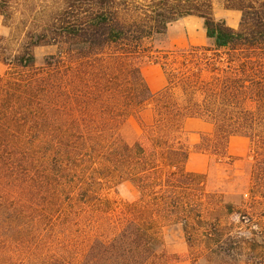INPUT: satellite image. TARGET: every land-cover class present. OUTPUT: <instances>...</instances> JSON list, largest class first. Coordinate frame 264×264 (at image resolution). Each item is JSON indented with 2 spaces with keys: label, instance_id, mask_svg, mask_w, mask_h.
Returning a JSON list of instances; mask_svg holds the SVG:
<instances>
[{
  "label": "trees",
  "instance_id": "obj_1",
  "mask_svg": "<svg viewBox=\"0 0 264 264\" xmlns=\"http://www.w3.org/2000/svg\"><path fill=\"white\" fill-rule=\"evenodd\" d=\"M55 1L1 58L0 264H159V227L168 222L182 226L194 262L249 264L248 238L225 229L232 203L185 169L182 123H210L193 150L219 160L230 136L249 139L239 220L252 229L264 205V0H221L240 12L236 27L214 16L215 0ZM14 2L0 0L4 20ZM189 15L202 20L208 44L146 46ZM39 44L56 47L41 67ZM141 53L165 74L158 91L135 62ZM147 107L152 122L128 143L122 124ZM126 186L136 194L118 205L101 193Z\"/></svg>",
  "mask_w": 264,
  "mask_h": 264
},
{
  "label": "rangeland",
  "instance_id": "obj_2",
  "mask_svg": "<svg viewBox=\"0 0 264 264\" xmlns=\"http://www.w3.org/2000/svg\"><path fill=\"white\" fill-rule=\"evenodd\" d=\"M214 16L224 19L228 25L236 27L239 22L240 12L236 9L224 8L221 0H215ZM58 5L55 0H15L13 6V15L9 20H4L0 15V73L6 69V65L1 59L4 53L16 52L28 28L38 26L46 18L47 14ZM186 17V16H185ZM181 19V18H180ZM185 29L173 35L167 36L165 33L156 36V38L146 42V46L151 44L152 48L163 50L168 49H185L189 44L187 37V27H190L194 33L195 39L200 31L203 30L205 43L208 41L204 34L202 20L199 17L191 16L180 20ZM193 36V35H192ZM56 47L53 45L39 44L33 47L35 55V65L41 67L47 55L54 53ZM148 54L141 53L137 56L135 62L141 66L152 65L153 62L147 57ZM153 117L152 110L147 107ZM146 111L142 113H130L127 115L121 126L120 134L128 143L140 140L142 136L143 124L147 122ZM153 119V118H152ZM229 145V144H228ZM192 152L193 145L189 146ZM204 160L194 159L193 157L185 164V169L189 172H197L205 175L206 188L209 192H217L222 195L224 203H232L231 208L223 211V221L226 223L225 229L230 231L232 235H238L241 238H248L247 245L250 248L243 247L241 250L243 257H247L249 264H264V205H260L256 210L252 229L242 225L239 220V213L243 211L241 205L247 196L249 185L250 170L252 164L251 144L248 138L236 135L231 138L230 145L227 149V158L219 160L215 156L206 153ZM115 205H118L123 199H128L131 195L136 194L135 189L131 186L122 187L118 192L110 187H105L101 192ZM255 231V236L254 232ZM161 237V248L166 254L164 260H159V264H208L207 261L194 262V258L188 253V245L179 223H163L159 227ZM254 238V239H253ZM245 248V249H244ZM169 255V256H168ZM226 264H235L229 261Z\"/></svg>",
  "mask_w": 264,
  "mask_h": 264
},
{
  "label": "crops",
  "instance_id": "obj_3",
  "mask_svg": "<svg viewBox=\"0 0 264 264\" xmlns=\"http://www.w3.org/2000/svg\"><path fill=\"white\" fill-rule=\"evenodd\" d=\"M216 3H217V1L214 2V6ZM227 11H230V9H227ZM186 17H191V15L186 16ZM186 17H182L181 19L186 18ZM181 19H178L177 21L171 23L167 27V29L165 31V34L167 36L172 37L173 35L178 34L181 31V29H183V28L185 29V27H183V25H182L183 23H181V21H180ZM232 26H234V25H232ZM187 37H188L189 44L203 45L205 43V39H204L202 29H200V31L197 35V38L195 39V36H194L192 29L190 27H187ZM141 72H142L143 78L146 82V85L151 92H155V91L160 90L166 84L165 74H164L163 70L161 69V67L157 64L153 63L152 65L141 66ZM144 110L146 111L145 118L147 117V120H148L147 122H150L153 117H152L151 113H149L148 109L145 108ZM141 113H142V111H141ZM182 126H183V130L185 131V138H186V141H187L189 146L196 144L199 141V137L202 133L209 132L211 130L210 123L206 122L205 120H203L201 118H197V117L185 118L183 120ZM234 136H236V135H234ZM234 136H230V138L228 140L229 145H230L231 138H234ZM229 145H227V149H228ZM192 157L194 159L198 158V159L204 160V158L207 157V154L202 153V152L190 151L189 157H188L186 163Z\"/></svg>",
  "mask_w": 264,
  "mask_h": 264
}]
</instances>
